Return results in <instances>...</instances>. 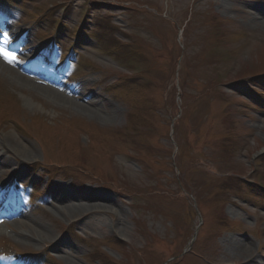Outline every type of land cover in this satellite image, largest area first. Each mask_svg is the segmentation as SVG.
<instances>
[{
    "label": "rangeland",
    "instance_id": "374dc122",
    "mask_svg": "<svg viewBox=\"0 0 264 264\" xmlns=\"http://www.w3.org/2000/svg\"><path fill=\"white\" fill-rule=\"evenodd\" d=\"M85 1L0 0L34 83L0 72V191L39 195L0 216V262L264 264V0ZM57 19L66 53L83 27L73 75Z\"/></svg>",
    "mask_w": 264,
    "mask_h": 264
},
{
    "label": "bare ground",
    "instance_id": "6f19581e",
    "mask_svg": "<svg viewBox=\"0 0 264 264\" xmlns=\"http://www.w3.org/2000/svg\"><path fill=\"white\" fill-rule=\"evenodd\" d=\"M8 66H7V68H6V66L4 67L3 65H0V72L1 73H3V74H7V75H10V72H9V70H8ZM10 70H11V72H13L12 73V75H15V73H14V69H11V68H9ZM24 71L25 72H29L27 69H24ZM12 75H10L18 84H21V86H29L30 84H34V83H31V82H27L26 80H24L23 78H19V81L14 77V76H12ZM40 91V90H39ZM45 93H47V96L48 97H51V98H53V99H55V100H57V101H59V102H62L61 100H65V97L62 95V94H60V93H58V92H54V91H51V90H48V89H46V91H45ZM80 108V110H82V108L83 109H85V107H79ZM5 142H2L1 143V146L2 147H4V149L6 150V149H10V144H4ZM1 155V154H0ZM2 160L0 159V162H1ZM20 173H18L17 172V176H20L19 175ZM18 209V207H17V202L15 201V200H13L12 198L11 199H5L4 198V195L2 194V193H0V214H2V215H9V214H11L12 212H14L15 210H17ZM14 210V211H13ZM61 213H63V214H67V213H69V212H67V210H66V208L64 207L63 209H61ZM25 225H26V223H25ZM27 226V225H26ZM21 228H23L24 226L23 225H21L20 226ZM27 228H30V226L28 225L27 226ZM31 229V228H30ZM43 230V229H42ZM41 229L39 230V231H35L38 235H41L42 233H44V231H42ZM234 248H237V249H239V251L240 252H242V253H246L247 251H250L251 249H252V247H251V245H250V243H247V244H245V243H240V242H238L237 240L236 241H234ZM0 264H2V263H0Z\"/></svg>",
    "mask_w": 264,
    "mask_h": 264
},
{
    "label": "snow or ice",
    "instance_id": "6c2138e0",
    "mask_svg": "<svg viewBox=\"0 0 264 264\" xmlns=\"http://www.w3.org/2000/svg\"><path fill=\"white\" fill-rule=\"evenodd\" d=\"M3 38L5 40L8 39V35L7 33H4L3 34ZM0 56H3L5 60L9 61V62H12V60L15 59V54L14 53H11L3 48H0Z\"/></svg>",
    "mask_w": 264,
    "mask_h": 264
},
{
    "label": "trees",
    "instance_id": "16d2710c",
    "mask_svg": "<svg viewBox=\"0 0 264 264\" xmlns=\"http://www.w3.org/2000/svg\"><path fill=\"white\" fill-rule=\"evenodd\" d=\"M237 83H239V82L237 81Z\"/></svg>",
    "mask_w": 264,
    "mask_h": 264
}]
</instances>
